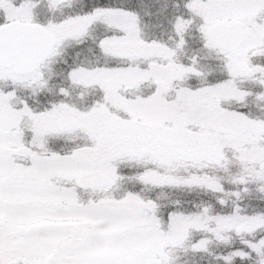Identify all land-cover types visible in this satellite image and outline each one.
Returning a JSON list of instances; mask_svg holds the SVG:
<instances>
[{"label": "snow or ice", "instance_id": "1", "mask_svg": "<svg viewBox=\"0 0 264 264\" xmlns=\"http://www.w3.org/2000/svg\"><path fill=\"white\" fill-rule=\"evenodd\" d=\"M0 264H264V0H0Z\"/></svg>", "mask_w": 264, "mask_h": 264}]
</instances>
